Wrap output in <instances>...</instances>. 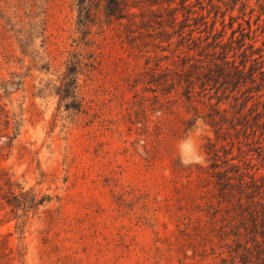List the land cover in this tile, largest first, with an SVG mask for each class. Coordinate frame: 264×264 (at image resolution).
<instances>
[{
    "label": "rangeland",
    "instance_id": "1",
    "mask_svg": "<svg viewBox=\"0 0 264 264\" xmlns=\"http://www.w3.org/2000/svg\"><path fill=\"white\" fill-rule=\"evenodd\" d=\"M155 1L166 8L181 7V0ZM229 3L186 2L193 17L204 15L209 22L215 12H226ZM249 4L256 20L261 10L255 0ZM241 7L239 3L225 17L227 24L230 16L237 18L236 29L238 24L247 28ZM133 13L137 16L110 23L101 14L85 39L77 32L75 0H0V76L27 74L33 66L22 55L9 20L18 30L28 28L31 18L44 23L43 35L33 33V49L40 64L51 67L49 73L33 69L24 79L32 119L21 143L36 153L21 157L16 149L9 157L0 156V170L26 191L52 199L20 219L22 212L2 204L7 190L0 191V264H241L230 257L235 244L228 236L231 226L223 220L226 206L214 197L209 143L220 150V163L229 160L264 177L259 157L264 141H258V133L247 146L248 140H238L234 132L218 140L206 116L220 101L231 117V105L246 102V95L234 92L236 103L230 91H204L196 85L190 103L185 81L178 84L177 67L197 53L178 47L181 38L174 33L179 26L159 6L145 3ZM263 20L264 15L259 25L252 22L258 28L256 47L263 46ZM230 36L227 28L226 38ZM208 50L209 59L214 51ZM75 53L85 60L93 54L95 66L89 77H80L84 112L65 111L54 97L33 101V86L56 81ZM240 55L236 50L229 58L239 63ZM165 72L171 76L167 85L150 83L154 73ZM253 95L256 101L248 102L246 113L257 100L264 104L263 89ZM256 108L263 115V106Z\"/></svg>",
    "mask_w": 264,
    "mask_h": 264
},
{
    "label": "trees",
    "instance_id": "2",
    "mask_svg": "<svg viewBox=\"0 0 264 264\" xmlns=\"http://www.w3.org/2000/svg\"><path fill=\"white\" fill-rule=\"evenodd\" d=\"M187 1L181 0L180 8L171 6L166 8L163 3L155 0H75L78 12L77 32L87 39L91 35V26L96 24L97 20H101V14L106 22H121L129 19L130 16L136 17L137 14L133 13V10L140 8L142 4L148 3L152 7L159 6V10L168 13V18L173 22V25L179 26V30L174 33L181 38L178 47H184L188 52L194 51L199 57L198 59L190 57L177 67L180 71L179 75L177 74L178 84H182L181 80L185 81L184 96L186 99L191 103L196 85L204 91L206 87H210L211 90L230 91L236 103L239 98L234 95V92L242 91V95H246V102L243 101L240 105H231L233 111L231 117L226 115L228 109L220 108V101L211 106V113L207 114L206 122L213 128L216 138L220 140L225 134L231 135L234 132L238 140L243 137L248 140L246 145L250 146V137L253 139L259 133L258 141H264V104L257 100L246 113L248 102L256 101V95L253 94L264 90V42L262 47H256L258 28L254 30L252 27V22L259 25V21L262 20L264 0H255L261 10V14L257 15L256 20H253L255 9L249 4L253 0L245 2L230 0L228 4L230 7L226 12H215L211 22L206 21L207 17L204 15L193 17L192 6L187 5ZM239 3L242 5L240 11L244 16L243 21L247 24V28L238 24L236 29L234 24L237 18L233 16H230L229 24L226 23V14L233 13ZM212 6L216 7L213 2ZM247 8L250 9L249 13L246 12ZM181 9L184 19L180 21L179 11ZM246 15L248 19L245 18ZM219 18L222 19L221 30L217 27ZM190 21H193V24ZM9 22L11 30L15 32L22 55L25 58H30L33 66L27 68V74L12 72L9 73V77L0 76V156L9 157L14 150L19 149L20 156L25 157L36 152L21 143L24 130L32 119L28 116L30 110L25 106L28 97L25 95L24 79L32 76L33 69L40 73H49L51 67L48 64H40L42 59L33 49L32 38L36 37L33 33L43 35L45 28L42 25L44 23L33 22V18H31L28 28L22 27L18 30L11 20ZM201 27L204 29L200 30ZM227 28L231 29L229 38H226ZM196 31H199L200 34L198 38H195ZM202 33L206 35L203 36ZM169 37L166 41L172 39V36ZM86 43H89L88 40ZM45 44L46 41L43 40V45ZM208 49L214 51L209 59L207 58L209 56ZM202 50L207 52L204 53ZM236 50L241 52L242 59L239 63L229 58V55ZM235 55L236 53L233 54V57ZM92 58L93 54L86 60L80 54H72L64 71L56 81L42 82L39 86H33L32 100L54 97L58 99L59 108H64L68 112L83 113V102L78 96L79 82L81 76L89 77L94 69V63L90 61ZM152 77L150 83L158 86L167 85L171 78L167 72L158 74L157 77L154 73ZM174 79L171 80L174 82ZM18 94L22 95L19 99H15ZM15 102H18L16 106ZM260 104L263 106V115L259 111L257 112L258 108L256 107ZM32 106L35 104L33 103ZM209 149L215 161L210 168L212 172H209L214 178L212 181L215 190L214 197L219 204L226 206V218L223 216V220L231 226L228 236L233 237L235 244L230 257L234 263L239 259L241 264H264V177L257 173L244 172L239 164L231 163L229 160L220 163V150L212 143H209ZM224 154L227 155L225 152ZM259 157L264 161V155L259 154ZM4 189L7 191L2 197L4 201L2 204H6L16 213L22 212V215L17 216L20 219L28 217L31 212H36L41 206L52 200L49 196L40 197L33 190L26 191L7 172L0 170V191ZM217 211H215V217L220 210ZM19 251L22 256L23 249Z\"/></svg>",
    "mask_w": 264,
    "mask_h": 264
},
{
    "label": "clouds",
    "instance_id": "3",
    "mask_svg": "<svg viewBox=\"0 0 264 264\" xmlns=\"http://www.w3.org/2000/svg\"><path fill=\"white\" fill-rule=\"evenodd\" d=\"M182 162H184V161H182ZM198 162V161H197Z\"/></svg>",
    "mask_w": 264,
    "mask_h": 264
}]
</instances>
